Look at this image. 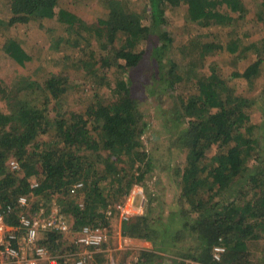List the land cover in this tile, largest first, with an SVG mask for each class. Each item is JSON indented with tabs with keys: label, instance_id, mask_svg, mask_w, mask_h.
<instances>
[{
	"label": "trees",
	"instance_id": "16d2710c",
	"mask_svg": "<svg viewBox=\"0 0 264 264\" xmlns=\"http://www.w3.org/2000/svg\"><path fill=\"white\" fill-rule=\"evenodd\" d=\"M70 1L74 0H0V14L11 15L7 27H23L29 23H40L42 27L46 19L58 17L66 26L62 41L73 47L87 48L95 43L104 55L97 59L93 52L89 53L90 60L83 62V68L88 70L89 76L101 71L95 78L100 87H110L107 76L110 70L116 69L123 76L136 68L147 52L141 46L149 41L158 89L162 94L172 95L170 104L175 110L174 116L178 114L175 117L181 121L174 128L173 139L183 143L181 149L188 152L181 184L187 202L193 199L194 206L193 211L185 213L194 218L189 224L202 245L201 251L193 257L194 264H252L246 258L248 243L258 240L264 243V143L254 133L258 129L250 114L254 102L238 93L236 82L257 78L264 54L243 73L234 71L227 79L214 71L208 74L197 70L196 65L185 64L182 52L173 48L176 37L189 31L188 23L204 28L219 26L230 28L226 42L201 43L195 39L187 48L188 54L198 59L226 50L232 55V62L241 59V54H237L244 50L240 51L238 28L240 20L248 13L243 0H147V20L131 10L128 3L98 0L100 16L92 24L70 10ZM223 6L238 16L234 18L222 12ZM181 7L188 23L184 21L167 28V10ZM0 26L3 27L1 18ZM6 52L20 65L30 60L22 44L15 40L7 43ZM180 73L195 86L193 93L176 91ZM28 83L18 84V88L9 93L1 91L9 103L10 114L0 112V215H5L7 225L16 226L22 213L17 204L20 196H38L49 191L73 197L71 188L82 183L83 188L74 198L84 195V200L81 203L68 200L63 212L76 219L78 231L86 225H99L95 219L103 218L109 201L120 203L143 181V167L151 164L139 139L138 104L133 99L132 89L126 81L120 80L113 90L114 102L104 104L99 100L84 113L72 112L52 121L47 105H32L26 95L39 92L45 101H49V97L58 101L66 92L67 79L52 74L44 83ZM22 93H26L25 98ZM156 106L166 109L161 103ZM185 124L189 125L187 130ZM39 133L50 134L63 148L39 151L38 144L35 147L38 161L34 162L35 155L27 146L36 141ZM101 151L108 155L103 158L99 155ZM96 154L97 160H94L92 156ZM134 154L138 156L136 161L145 163L143 166L134 162L132 168L137 174L121 166L126 163V157ZM10 156L20 164L19 171L10 169ZM98 160L103 165L101 172L96 169ZM18 172L25 175L19 178ZM32 177L39 184L36 188L32 187L35 182L29 181ZM108 179L117 187L110 189V199L100 185ZM9 207L12 210L8 214ZM172 210L176 212L178 208ZM152 212V208H148L145 214L131 219L134 221L127 233L150 238L147 232H155L153 229L161 222L151 219ZM55 239L56 235L50 233L49 242L45 243L51 245ZM217 246L225 248L220 261L214 259Z\"/></svg>",
	"mask_w": 264,
	"mask_h": 264
},
{
	"label": "rangeland",
	"instance_id": "374dc122",
	"mask_svg": "<svg viewBox=\"0 0 264 264\" xmlns=\"http://www.w3.org/2000/svg\"><path fill=\"white\" fill-rule=\"evenodd\" d=\"M120 1L128 3L129 8L141 14L144 19L149 18L147 0ZM87 2L90 0L70 1L69 8L86 23H96L100 16V11L97 8L99 2L91 0L90 5ZM243 2L248 13L240 20L238 35L241 40L240 51L244 50V52L237 54V56L241 54V59L236 62H232L233 57L226 50L210 53L205 58H196L197 60L190 57L187 48L194 44L192 42L195 39L201 43L226 42L230 28L219 26L204 28L190 24L185 19L184 7L174 11L167 10L169 21L167 28L171 29L175 24L184 21L188 23L189 31L180 33L173 43V48L179 49L184 55L185 64L196 65L197 70L208 74L214 71L228 79L234 71L243 73L259 59L261 53L264 54V0H243ZM221 11L229 13L234 18L238 16L228 8L226 9L225 6L221 8ZM10 16L7 13L0 14L3 23V27L0 26V112L10 114L9 103L1 91L9 93L13 88L17 89L18 84L21 83L23 85L29 84L28 82L44 83L52 74L58 78L67 79L66 92L60 97V100L57 101L53 97H49V101H45L39 92L33 95L30 93L28 95L21 94L23 98L26 95V99H31L32 105L41 107L45 103L48 107V116L52 121L64 118L72 112L84 113L99 100L104 104L114 102L116 94L114 95L113 90L120 80H124L132 89L133 99L138 104L139 139L143 151L148 155L149 163L151 162L149 167L147 164L142 169L143 181L137 186L135 185L120 203L118 200L117 203L109 201L110 204L107 211L105 210L103 218L95 219V222L99 223V226L106 231L108 238L107 242L96 251L75 244V237L79 233L76 229V219L63 212L68 200L81 203L84 200V195L76 199L75 196L71 197L64 192L46 191L38 196L31 195L29 207L23 211L24 213L33 216L42 225L55 221L56 226L57 218L62 216L69 227L66 233L58 231L56 227L42 231L41 238L44 243L48 241L50 233L56 235L54 243L51 245L45 243L51 256H55L60 264H75L78 256L85 252L92 253L95 264H194L193 257L201 251L202 245L198 242L197 233L190 227L194 218L185 213L193 211L192 207L194 206L193 199H190V203L187 202L181 184L182 175L187 166L188 152L181 149L183 143L177 141V138L173 139L174 128L181 121L175 117L178 114L174 116L175 110L170 104L172 95L165 94V92L162 94L158 89L156 70L153 69L151 62V43L143 42L141 47L147 52L145 59L136 68L128 70L123 76H120L116 69L110 70L107 72L111 81L110 87H100L96 84L97 79L95 80V78L101 75V71L97 75L89 76L88 70L83 68V62L90 60L89 53L93 52L97 59L104 55L95 43L87 48L73 47L62 41V31L66 26L59 22L58 17L46 19L42 27L39 25L40 23H29L23 27H7ZM47 30L52 31L49 33ZM10 40L22 44L30 56L29 61L20 65L8 55L6 46ZM82 49L84 51H81ZM262 57L264 56L262 55ZM183 74H179L181 78L175 84L176 91H191L193 93L195 86L188 82L187 77ZM119 77L121 79L117 82ZM236 84L238 93L254 102L250 106L252 107L250 114L253 124L258 127L254 133L260 140L263 139L264 143V62L257 78H252L249 82L239 81ZM160 103L166 109L156 106ZM188 127V124L184 125L185 130ZM38 144H40L39 151L63 148L62 143L55 141L50 134L39 133L36 141L27 146L28 151L35 155L34 162L38 161V156L35 154V147ZM99 155L105 158L108 153L101 151ZM96 156L97 154L92 158L97 160ZM137 157L136 154L126 157V163L121 165L122 168L137 174V171L132 168L134 162L137 165H145V163L136 161ZM10 159L14 158L10 156ZM254 161L255 159L251 161L250 165ZM98 162L96 169L97 172H101L103 165L101 161L98 160ZM16 174L19 178L25 175L23 172ZM29 181L36 182L35 177L30 178ZM109 181V179L103 180L100 183L106 198L112 194L110 189L117 188ZM175 207L178 208L176 212L172 210ZM148 208H152L153 211L151 219L161 222L157 223V229H153L155 232H147L151 236L150 238L133 237L130 235L131 233H127V228L134 221L131 219L145 214ZM166 224L171 227H167ZM5 225L7 224L5 223ZM246 258L252 264H264L262 261L264 243L262 240L248 243Z\"/></svg>",
	"mask_w": 264,
	"mask_h": 264
},
{
	"label": "built area",
	"instance_id": "2783aa9c",
	"mask_svg": "<svg viewBox=\"0 0 264 264\" xmlns=\"http://www.w3.org/2000/svg\"><path fill=\"white\" fill-rule=\"evenodd\" d=\"M9 167L13 171L20 170V164L12 159L9 161ZM36 182L33 188L38 187ZM83 188L82 183L75 184L70 194L75 196L80 189ZM31 196H20L17 204L22 210L18 216V224L16 226L5 225V215H0V264H60L55 256H51L49 248L41 238L42 231L47 229H56L62 233H66L69 229L66 221L62 216L57 218L50 224H40L33 216L23 211L29 207ZM144 205V202H143ZM83 207V204H80ZM8 208V214L11 212ZM106 231L99 225L83 226L78 235L75 237V244L87 249L98 250L99 247L107 242ZM225 253L223 246L214 248V259L220 261ZM75 264H95L92 253L85 252L78 256Z\"/></svg>",
	"mask_w": 264,
	"mask_h": 264
}]
</instances>
